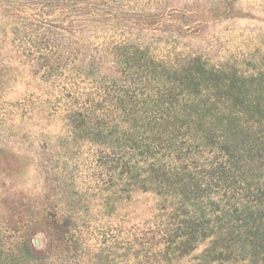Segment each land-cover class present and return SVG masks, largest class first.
Here are the masks:
<instances>
[{"label": "trees", "instance_id": "1", "mask_svg": "<svg viewBox=\"0 0 264 264\" xmlns=\"http://www.w3.org/2000/svg\"><path fill=\"white\" fill-rule=\"evenodd\" d=\"M23 1L12 43L73 108L64 137L82 162L64 166L65 187L79 180L107 208L154 194L160 255L264 264V64L246 73L137 44L122 21L142 0Z\"/></svg>", "mask_w": 264, "mask_h": 264}, {"label": "rangeland", "instance_id": "2", "mask_svg": "<svg viewBox=\"0 0 264 264\" xmlns=\"http://www.w3.org/2000/svg\"><path fill=\"white\" fill-rule=\"evenodd\" d=\"M144 1L137 19L122 21L137 44L160 54H197L209 65L233 64L246 73L263 66L264 0ZM115 2L125 9L128 0ZM19 10H27L23 0H0V264H193L201 247L171 259L148 238L154 194L135 188L107 208L79 180L65 187L64 166L82 162L64 137L65 114L73 108L12 43ZM59 10L49 8L50 20Z\"/></svg>", "mask_w": 264, "mask_h": 264}]
</instances>
